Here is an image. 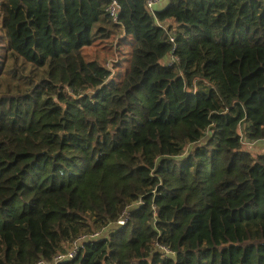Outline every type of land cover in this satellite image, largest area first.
Wrapping results in <instances>:
<instances>
[{"label": "trees", "instance_id": "16d2710c", "mask_svg": "<svg viewBox=\"0 0 264 264\" xmlns=\"http://www.w3.org/2000/svg\"><path fill=\"white\" fill-rule=\"evenodd\" d=\"M117 1L0 0V264L98 230L57 264H264V215L217 204L264 174V101L229 82L264 77V0ZM116 30L129 54L84 53Z\"/></svg>", "mask_w": 264, "mask_h": 264}, {"label": "rangeland", "instance_id": "374dc122", "mask_svg": "<svg viewBox=\"0 0 264 264\" xmlns=\"http://www.w3.org/2000/svg\"><path fill=\"white\" fill-rule=\"evenodd\" d=\"M101 24V22L99 23ZM108 27H111L107 25ZM121 30H116L115 32V38L113 39H105L100 38L95 40V44L91 47L84 48L85 54H90V56L98 57L99 59L108 58V59H117L119 56L117 53L114 54V52L107 53H99V51H95L94 49H99L98 45H121L122 39H127V45L121 47V53H130L131 46L130 45V39L129 37H123ZM118 48V46H116ZM124 53V54H125ZM125 54V55H126ZM122 57V56H120ZM126 57V56H125ZM129 57V56H128ZM122 61V65L120 69H117L115 71V77L114 79L119 82L123 76L125 75V72L127 70L128 64L127 59ZM230 85L232 89L237 92L239 95L243 96V101L247 102L249 101L251 105L254 103H260L264 101V77L254 80L252 82L243 83L235 79H229ZM252 110L254 106H251ZM252 147L248 148L252 152L260 153L264 152V141L262 142H256L251 144ZM255 187H256V193L253 197L248 198H242L239 201L233 202V201H226L223 199H218L217 204L224 210L227 216L229 217H237V216H246L247 214H253L254 212H258L260 215H264V174L261 173V170H257L255 174ZM256 210V211H255Z\"/></svg>", "mask_w": 264, "mask_h": 264}, {"label": "built area", "instance_id": "2783aa9c", "mask_svg": "<svg viewBox=\"0 0 264 264\" xmlns=\"http://www.w3.org/2000/svg\"><path fill=\"white\" fill-rule=\"evenodd\" d=\"M164 0H146L148 9L151 13L155 14L156 11L160 9V6ZM107 16L111 18L113 22H117L119 19L121 4L117 0H108V3L105 7ZM169 37L173 43V47L176 46V41L171 32H169ZM129 207L125 208L121 217L119 218L117 224L125 225L128 221ZM103 230H98L93 233H85L80 235L71 245V247L64 251L58 253L52 260H39L35 264H57L61 261L72 260L76 257L77 253L80 251L82 245L91 239H97L102 234ZM160 248L163 249L167 254L170 253V250L166 247L160 245Z\"/></svg>", "mask_w": 264, "mask_h": 264}, {"label": "crops", "instance_id": "0c3cea01", "mask_svg": "<svg viewBox=\"0 0 264 264\" xmlns=\"http://www.w3.org/2000/svg\"><path fill=\"white\" fill-rule=\"evenodd\" d=\"M112 52H113V51H112ZM112 52H111V54H112ZM99 53H103V52L100 51ZM114 54H115V52H114ZM103 59H104V58H103ZM113 60H115V58H113V59H112V58H111V59H107V60H106V63H107L108 65H113V64H112Z\"/></svg>", "mask_w": 264, "mask_h": 264}]
</instances>
